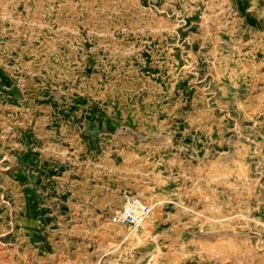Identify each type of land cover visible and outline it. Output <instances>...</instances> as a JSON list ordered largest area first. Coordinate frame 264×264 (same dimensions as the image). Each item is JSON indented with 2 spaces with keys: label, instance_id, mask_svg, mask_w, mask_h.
I'll return each mask as SVG.
<instances>
[{
  "label": "rangeland",
  "instance_id": "rangeland-1",
  "mask_svg": "<svg viewBox=\"0 0 264 264\" xmlns=\"http://www.w3.org/2000/svg\"><path fill=\"white\" fill-rule=\"evenodd\" d=\"M0 264H264V0H0Z\"/></svg>",
  "mask_w": 264,
  "mask_h": 264
},
{
  "label": "built area",
  "instance_id": "built-area-1",
  "mask_svg": "<svg viewBox=\"0 0 264 264\" xmlns=\"http://www.w3.org/2000/svg\"><path fill=\"white\" fill-rule=\"evenodd\" d=\"M149 211V205L146 203H139L137 201H130L124 204L121 208L110 214L109 220L112 223H134L138 221Z\"/></svg>",
  "mask_w": 264,
  "mask_h": 264
},
{
  "label": "bare ground",
  "instance_id": "bare-ground-1",
  "mask_svg": "<svg viewBox=\"0 0 264 264\" xmlns=\"http://www.w3.org/2000/svg\"><path fill=\"white\" fill-rule=\"evenodd\" d=\"M138 202V201H137ZM140 203V202H139ZM142 219V218H141ZM141 219L139 220V222L141 221Z\"/></svg>",
  "mask_w": 264,
  "mask_h": 264
}]
</instances>
